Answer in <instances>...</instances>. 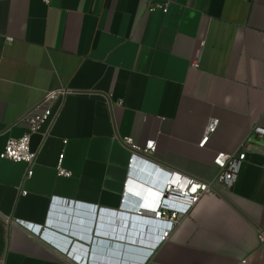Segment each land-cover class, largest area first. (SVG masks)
Returning a JSON list of instances; mask_svg holds the SVG:
<instances>
[{
    "label": "crops",
    "instance_id": "1",
    "mask_svg": "<svg viewBox=\"0 0 264 264\" xmlns=\"http://www.w3.org/2000/svg\"><path fill=\"white\" fill-rule=\"evenodd\" d=\"M60 88L74 94L50 135L32 136L33 176L0 159V264H82L77 254L87 264H264V138L252 134L264 131V0H0V154ZM211 118L220 126L202 148ZM127 138L155 140L157 151L130 169ZM248 138L234 185L203 198L156 247L149 230L134 241L96 234L112 227L104 212L149 216L131 197L141 164L158 182L161 170L212 181L215 157ZM61 155L72 178L58 177ZM95 241L126 250L96 258Z\"/></svg>",
    "mask_w": 264,
    "mask_h": 264
},
{
    "label": "built area",
    "instance_id": "2",
    "mask_svg": "<svg viewBox=\"0 0 264 264\" xmlns=\"http://www.w3.org/2000/svg\"><path fill=\"white\" fill-rule=\"evenodd\" d=\"M44 1L46 3L50 2V0ZM164 12H167V9H164ZM72 94H74L73 90L60 88L48 93L37 105L32 107L19 121L20 124L26 127V133L20 139H9L4 151L0 154V159L13 163L26 164L29 167L27 178H31L38 158V154L31 147L32 136L36 133H44L46 136L50 135L62 113L66 98ZM219 126V119L211 118L208 120L204 137L200 143L202 148L207 145L210 138L217 132ZM252 134H257L260 138H264V131L262 130L254 129ZM25 136L29 137L26 151H17L21 140ZM10 141L14 142V144L10 145ZM124 143L131 154L129 160L130 169H133L140 159L151 158L157 151L155 140L148 141L142 147L137 145L131 138L124 139ZM10 146L21 157L19 160L15 156L9 155L8 149ZM252 147L251 139L248 138L242 143L237 153H219L214 159V165L218 169V174L212 181H203L188 177L175 171L161 170L163 174L161 177L163 178L161 179L159 176L161 181L158 182L153 200H151L153 204L149 205L146 202L141 206L143 208L142 211H136L140 215H149L144 218L149 224L148 230L158 233L155 243L152 246L156 247L162 241L168 239L170 233L180 225L181 219L188 216L203 198L212 195H222L224 190L231 188L240 176L245 163L248 161L249 150ZM26 155L30 159H24L23 157ZM64 157V155H61L59 159L57 166L58 177L72 178L73 174L63 166ZM26 195L27 193L23 192V196ZM14 225L23 227L30 233L37 235L41 233L34 225L23 221H16ZM150 235L153 236V234ZM257 237L260 244L264 245V227L258 228ZM48 241L51 242L52 240L48 239ZM54 244L56 245V243ZM58 247L64 249L60 246ZM75 258L80 263L87 264V260L85 261L84 257L77 254ZM247 262V259L242 261L243 264Z\"/></svg>",
    "mask_w": 264,
    "mask_h": 264
},
{
    "label": "water",
    "instance_id": "3",
    "mask_svg": "<svg viewBox=\"0 0 264 264\" xmlns=\"http://www.w3.org/2000/svg\"><path fill=\"white\" fill-rule=\"evenodd\" d=\"M158 185V178L155 171L145 165L141 164L134 172V182L132 184V203L135 207L139 208L146 202L153 200L155 190ZM65 206H69L70 203H58ZM77 209H88L93 214L97 211L95 207H88L84 205H73ZM136 212V210H135ZM137 213V212H136ZM105 221L109 223L110 226L114 227L118 225L119 230L115 231L114 228H98L96 234L104 235L107 237H119L120 239H125L126 241H134L140 237L139 231H147L149 224L146 219L138 216H130L125 214H116L112 212H104ZM91 221L93 218L90 219ZM116 233V234H115ZM107 247L109 251H100L99 247ZM93 257L112 259L113 256L119 255L120 251L124 252L126 249L121 248V246L113 245L110 243L95 241L93 244ZM101 260V259H100Z\"/></svg>",
    "mask_w": 264,
    "mask_h": 264
},
{
    "label": "clouds",
    "instance_id": "4",
    "mask_svg": "<svg viewBox=\"0 0 264 264\" xmlns=\"http://www.w3.org/2000/svg\"><path fill=\"white\" fill-rule=\"evenodd\" d=\"M28 140H29V137L25 136V137L21 140V142H20V144H19V146H18L17 151H26V146H27V142H28ZM12 144H14V142L10 141V145H12ZM17 151H13V149H12L11 146H10L9 149H8L9 155H11V156H15L16 159L19 160L21 157L17 154ZM23 158L26 159V160H27V159H30V157L27 156V155L24 156ZM40 231H41V230H40Z\"/></svg>",
    "mask_w": 264,
    "mask_h": 264
}]
</instances>
